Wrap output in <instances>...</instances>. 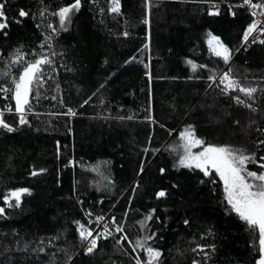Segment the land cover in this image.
<instances>
[{"label": "trees", "instance_id": "1", "mask_svg": "<svg viewBox=\"0 0 264 264\" xmlns=\"http://www.w3.org/2000/svg\"><path fill=\"white\" fill-rule=\"evenodd\" d=\"M73 2L0 0L9 17V27L0 30V68L16 48H21L26 59H34V53H57L53 64L43 69L39 95L33 85L32 111L26 114L29 123L16 127L13 133L0 131V206L6 212V218L0 217V251L3 245L13 248L0 255V264H48L50 257L54 264H66L63 249L75 253L67 264H135L134 258L143 260L144 254L142 250L134 252L130 245L145 232L157 234L149 243L160 249V264H192L193 260L205 264L197 245L209 254L206 264H255L258 254L251 251L249 233L235 214H225L219 177L213 172L215 184L201 183L208 178L199 170L174 167L179 132L187 125L193 126L198 138L218 145L243 144L252 150L250 141L264 139L259 131L264 128V95L257 93L261 96L258 111L252 114L231 95L220 94L223 86L218 80L209 82L206 69L193 71L186 62L227 69L209 52L206 41L211 33L233 49L230 66L237 74L257 87L264 84L260 79L264 76V44L247 50L241 47L251 15L242 7L233 9L235 15L228 11L230 4L242 0H216L218 15H209L207 3L200 0H153L147 25L142 23V0H121L119 14L108 13V0H81L80 9L62 29L52 13ZM21 8L27 16H18ZM12 17L20 23L12 22ZM49 24L57 29L52 49L47 43L41 47L45 36L52 34ZM125 31L127 36L122 34ZM146 36L150 47L141 53L138 49ZM237 47L239 52L234 51ZM130 57L137 59L126 64ZM139 59L149 63L153 77L151 121L145 119L149 115V83ZM10 71L15 74L17 65ZM10 78L0 79V83L9 87ZM233 94L247 99L242 93ZM6 104L13 111H6ZM68 107L77 115H63ZM14 108V101L0 94V112L5 122L15 127L18 117ZM250 120L256 123L249 128ZM145 147L150 149L148 153L142 151ZM153 149L160 151L153 155ZM140 160L145 161L144 171L137 175ZM248 167L255 170L258 164ZM40 168L46 171L30 175ZM16 187L29 188L31 195L22 196L19 208H8L3 196ZM161 189L166 196L156 198L155 192ZM150 209H155L153 219L142 230L138 221ZM88 211L92 218L104 215L109 223L115 216L117 222L123 221L124 230L114 238L98 240L97 249L85 256L78 251L74 221L91 228ZM121 235L128 237L121 240L123 250L114 247ZM18 241H30V247L42 242L46 251H16ZM212 245L214 251L208 247Z\"/></svg>", "mask_w": 264, "mask_h": 264}, {"label": "snow or ice", "instance_id": "2", "mask_svg": "<svg viewBox=\"0 0 264 264\" xmlns=\"http://www.w3.org/2000/svg\"><path fill=\"white\" fill-rule=\"evenodd\" d=\"M224 2V0H220ZM200 3L209 4L208 14L209 15H218L220 8L219 3L216 0H200ZM153 6V0H142V7L144 9V15L142 17V23L147 25L149 24V15L150 8ZM246 6L247 10L250 12L253 19L243 30V35L241 37V46L247 50L245 42L249 41V38L252 37L251 43H256L259 39L258 35H253L254 33H264V23L261 20L256 19L258 15L264 17V0L260 2H254V0H242L238 5L230 4L228 11L230 15H235L233 9L235 7ZM81 7V0H74L73 3L67 6H61L57 11L52 13L53 16L58 17V22L62 29L66 28L67 24L71 21L72 13L76 10H79ZM5 4L0 3V30L7 29L9 27V17L4 11ZM104 9H101L103 12ZM108 13L110 14H119L121 11V0H108ZM28 13L24 9H20L18 12L19 17H25ZM12 22L20 23V20L17 17H12ZM48 28L51 29L50 35L45 36L44 41L41 43L43 47L44 43H47V48L52 49L53 36L57 34V29L53 27L52 24L48 25ZM7 36V32H3ZM124 36H127L128 33L125 31L122 33ZM207 45L209 52L212 56L219 58L223 62V65L228 66L226 70L221 71L219 67L211 68L206 64H201L197 66L192 60H187L193 71L199 67L200 69H206L208 72L207 80L209 82L219 81V84L223 87L220 88V94L228 96L231 95V99L237 104L242 105L247 108L252 114H256L258 111L257 101L261 98L257 93L264 95V84H261L259 87L254 85L252 82L248 81L247 77H241L237 74L232 66H230V61L233 59V49L228 45L223 43L219 36L212 35L207 33ZM149 36H146L145 42L141 45V48L138 49L139 52L143 53L144 50L149 49ZM259 43L264 44V40H259ZM240 47L235 48V52H239ZM34 59H26V54L21 50V48H16L9 53V59L3 62V68H0V79H7L11 77L8 81L10 86L5 87L4 84L0 83V94H3L4 99H10L14 101L15 108L14 112L18 117V122L14 127L12 124L5 122L3 118V112H0V131L7 133H13L16 130V127L26 125L29 123V120L26 118V114L32 111V106L30 105V93L33 91V85L37 86V95H39V86L42 84L43 79V69L45 65L51 66L54 62L53 57L57 55L56 52H51L48 55L44 54H35ZM137 59L136 57H130L125 63H129L131 60ZM150 59V56H149ZM139 63L143 64L144 76L148 78L149 88V115L145 119L151 121V108H152V89L151 81L153 79L152 74L149 70V63H145L143 59H139ZM12 65H17V71L13 74L10 69ZM192 79V76L188 77ZM199 79V76L195 77ZM264 80V76L260 78ZM103 87V85L101 86ZM212 84L209 83L208 88H211ZM207 91V89H206ZM242 93L247 99H241L240 96L234 95L233 93ZM95 95V93H93ZM54 99V97H53ZM90 99V97H89ZM84 103H88V100H85ZM103 103V100H101ZM5 110L8 112L13 111L7 104L4 106ZM63 115L71 118L77 113L73 108L68 107L67 111ZM131 119V117H128ZM256 123L255 120H250V123L247 127H251ZM163 127V125H161ZM71 132V128L68 129ZM245 131L247 135V130ZM261 133H264V128L259 129ZM151 134L149 135V141L151 140ZM179 147L182 151L178 154V159L174 164V167H183L187 169H197L200 173H203V176L208 178L207 181L201 180V183H206L211 181L216 183L213 179V176L210 173L214 172V175L219 177V182L223 186V201L226 202L225 214H235L242 225L245 228V231L249 233L252 243L251 251L257 253L254 257L255 264H264V139H258L250 141L254 145L252 150H249L246 145L235 146L231 144L218 145L210 142H206L203 138H198L195 133L192 125H187L184 131L179 132ZM197 146H203L202 150L193 151V148ZM144 153L150 151L149 148L145 147L142 149ZM160 149L151 150L152 154L155 155ZM57 159L60 156V147L59 141H57L56 148ZM72 161H69L71 164ZM248 164H258V167L255 170H249L246 167ZM145 161L140 160L139 162V172L137 175H140L144 171ZM46 169L40 168L38 171L33 170L30 175L36 176L38 173L45 172ZM160 173L163 174L165 169L160 168ZM112 181L109 180L111 185ZM176 187V185H173ZM137 186L134 185L132 191H136ZM97 191H100L97 187ZM31 195V190L27 187H16L15 189H10L4 196L3 201L4 205L8 208H19L21 206V198L23 195ZM156 198H161L166 196V191L161 189L155 192ZM132 197H129V203H131ZM14 202V203H13ZM77 203H82L77 201ZM102 203V201H100ZM116 205H113V208ZM155 209H150L149 212L144 216V218L138 223L140 224L141 229L143 230L147 225L149 220L153 219V214ZM128 209H125V217H127ZM87 217H91V211L86 212ZM0 217L6 218L5 207L0 206ZM159 223V217L155 218ZM102 221H105L104 215H96L95 223L100 225ZM88 223L92 224V220L88 219ZM166 223V221H165ZM185 225L189 224L187 219L183 220ZM74 224L76 227V232L78 234L79 249L82 251L83 255L87 256L92 254L98 247V240L108 239L109 237L114 238L115 233H122L124 230L123 221L117 222L115 216L111 217V222L105 221L102 227V230L96 231V234L93 235L95 229H90L85 227L80 220H75ZM16 233L13 230V236L15 237ZM156 232H151L150 234L145 232L142 236L135 240L134 244H131L132 250L135 252L137 250H142L144 254V259L140 256L135 257V264H160L162 253L160 249L154 247L149 241L154 242L156 237ZM55 239V238H53ZM126 235H121L119 239H115L114 247L121 246V240H127ZM162 239V237H161ZM30 241H18L16 243L15 250L20 252H29L41 254L45 253L46 249L42 242L38 243L36 247H30ZM215 250V246H208ZM197 248L203 253L205 258V264L208 259V252L204 251V246L197 245ZM13 250L10 245H3V250L0 251V255L10 252ZM67 260L72 261L73 255L75 253H69L67 249H63ZM196 251V249H192ZM125 255L127 253L125 252ZM23 259V258H22ZM11 261V257H9ZM48 264H54V261L50 257ZM192 264H201V262L193 260Z\"/></svg>", "mask_w": 264, "mask_h": 264}, {"label": "built area", "instance_id": "3", "mask_svg": "<svg viewBox=\"0 0 264 264\" xmlns=\"http://www.w3.org/2000/svg\"><path fill=\"white\" fill-rule=\"evenodd\" d=\"M208 5V9H209V4H207ZM219 7H220V4H219ZM242 8H244V9H246L247 10V8H246V6H243ZM248 11V10H247ZM249 12V11H248ZM250 13V12H249ZM251 15V14H250ZM256 19H259V20H261L262 21V23H264V17H260L259 15L257 16V17H255ZM253 19V17L251 16V20ZM251 20H250V22H251ZM249 22V23H250ZM253 35H258L259 36V39L257 40V42L256 43H251V40H252V37H250L249 38V41L248 42H245V44H246V47L248 48V47H250V46H253V45H255V44H261V43H259V40H264V33H254ZM242 47V46H241ZM242 48H244V47H242ZM69 166V165H68ZM89 219H91L92 220V223H93V226L90 228V227H87V228H90V229H95V231L93 232V235H95L96 234V231H100V229L98 228L99 227V225H97L96 223H95V218H92V217H90ZM105 221H102L101 222V224H103Z\"/></svg>", "mask_w": 264, "mask_h": 264}, {"label": "rangeland", "instance_id": "4", "mask_svg": "<svg viewBox=\"0 0 264 264\" xmlns=\"http://www.w3.org/2000/svg\"><path fill=\"white\" fill-rule=\"evenodd\" d=\"M74 12H75V11H74ZM74 12H73V13H74ZM73 13H72V15H73ZM67 25H68V24H67ZM185 129H186V128H184L182 131H184ZM179 143H180V142H179ZM202 147H203V146H197L196 148H193V151L196 152V151L202 150ZM177 151H178V153H177V159H178V154L182 151V149L179 147V145L177 146ZM177 159H176V161H177ZM248 165H249V164H248ZM248 165H246L247 168H249ZM249 170H250V168H249ZM103 224H104V223H103ZM103 224L100 223V225H99V227H98L100 230H102Z\"/></svg>", "mask_w": 264, "mask_h": 264}]
</instances>
